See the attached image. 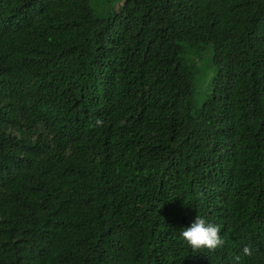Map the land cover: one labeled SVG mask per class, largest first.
Listing matches in <instances>:
<instances>
[{"label":"trees","instance_id":"1","mask_svg":"<svg viewBox=\"0 0 264 264\" xmlns=\"http://www.w3.org/2000/svg\"><path fill=\"white\" fill-rule=\"evenodd\" d=\"M0 264H264V0H0Z\"/></svg>","mask_w":264,"mask_h":264},{"label":"clouds","instance_id":"2","mask_svg":"<svg viewBox=\"0 0 264 264\" xmlns=\"http://www.w3.org/2000/svg\"><path fill=\"white\" fill-rule=\"evenodd\" d=\"M94 125H102L101 119H95ZM179 236L192 250L215 249L223 244L218 226L204 216L195 215L186 227L180 228ZM244 251L247 252L248 249L245 248Z\"/></svg>","mask_w":264,"mask_h":264},{"label":"rangeland","instance_id":"3","mask_svg":"<svg viewBox=\"0 0 264 264\" xmlns=\"http://www.w3.org/2000/svg\"><path fill=\"white\" fill-rule=\"evenodd\" d=\"M208 61H209V59L207 60V58H206V60H203L201 63V68H206ZM214 74H215L214 70L207 69L205 71V73L200 74V76H202V78H196L199 86H198V90L196 91V93L193 97V101H194L195 105H200L201 102L203 101L204 96L206 95V92L204 89L207 85V82H209L211 80V78L214 76Z\"/></svg>","mask_w":264,"mask_h":264}]
</instances>
